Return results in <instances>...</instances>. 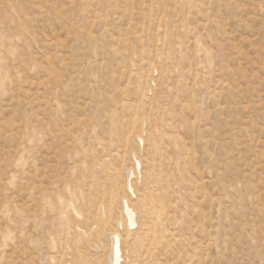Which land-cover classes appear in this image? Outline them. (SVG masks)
<instances>
[{
	"label": "rangeland",
	"instance_id": "rangeland-1",
	"mask_svg": "<svg viewBox=\"0 0 264 264\" xmlns=\"http://www.w3.org/2000/svg\"><path fill=\"white\" fill-rule=\"evenodd\" d=\"M116 252L264 264V0H0V264Z\"/></svg>",
	"mask_w": 264,
	"mask_h": 264
},
{
	"label": "bare ground",
	"instance_id": "bare-ground-1",
	"mask_svg": "<svg viewBox=\"0 0 264 264\" xmlns=\"http://www.w3.org/2000/svg\"><path fill=\"white\" fill-rule=\"evenodd\" d=\"M130 216L132 215L130 212L128 213ZM119 238V237H118ZM116 249H117V247H116ZM118 255H119V253L118 252H116V258H115V264H116V262H118V260H119V257H118ZM112 264H113V262H112Z\"/></svg>",
	"mask_w": 264,
	"mask_h": 264
}]
</instances>
